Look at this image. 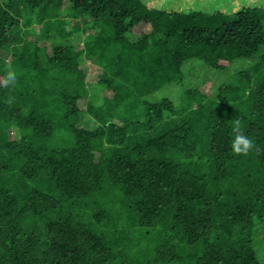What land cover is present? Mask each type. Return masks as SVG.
I'll list each match as a JSON object with an SVG mask.
<instances>
[{
	"label": "trees",
	"instance_id": "trees-1",
	"mask_svg": "<svg viewBox=\"0 0 264 264\" xmlns=\"http://www.w3.org/2000/svg\"><path fill=\"white\" fill-rule=\"evenodd\" d=\"M0 264H264V6L0 0Z\"/></svg>",
	"mask_w": 264,
	"mask_h": 264
},
{
	"label": "rangeland",
	"instance_id": "rangeland-1",
	"mask_svg": "<svg viewBox=\"0 0 264 264\" xmlns=\"http://www.w3.org/2000/svg\"><path fill=\"white\" fill-rule=\"evenodd\" d=\"M149 1L153 4L160 6L162 9H167L170 11L172 10L184 11V12L191 11V10L204 9V8H211V7L213 8L215 7L216 9L224 11V12H231L232 10L236 12L237 10L244 8V7L255 8L259 6L260 7L264 6V0H149ZM35 27L38 29L40 25H36ZM147 31H149V27L143 26V27L137 28L135 30V34H141ZM88 65H89V68L88 70L86 69L87 82L90 84L97 79L98 69L95 68L93 64L91 63H89ZM239 66H240V63H239ZM198 70H201L200 67L198 68ZM192 74L190 75L191 82H194V83L198 82L199 81L198 75L196 76L195 74L193 75ZM222 78H223V81L226 80L225 76L224 77L222 76L221 78H218L216 75L211 76V80L217 82L218 84H221L220 80ZM209 86H208V90L210 89ZM169 91H170L169 96L171 98H175L178 96L177 92H175L174 90H169ZM90 122H91V126L96 125V123H92V121ZM89 126H90V123H89Z\"/></svg>",
	"mask_w": 264,
	"mask_h": 264
},
{
	"label": "clouds",
	"instance_id": "clouds-1",
	"mask_svg": "<svg viewBox=\"0 0 264 264\" xmlns=\"http://www.w3.org/2000/svg\"><path fill=\"white\" fill-rule=\"evenodd\" d=\"M17 81V76L14 72L9 71L6 76V82L4 84L5 88H9L15 85ZM237 135L235 139L232 141V150L237 154L247 155L249 151L253 148V140L249 138L246 134L241 131V121H236L235 128Z\"/></svg>",
	"mask_w": 264,
	"mask_h": 264
}]
</instances>
